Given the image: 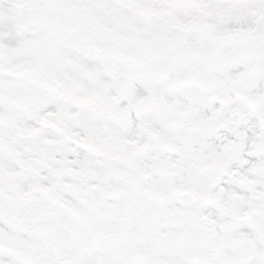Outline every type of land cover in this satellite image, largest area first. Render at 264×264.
<instances>
[{
	"label": "snow or ice",
	"instance_id": "6c2138e0",
	"mask_svg": "<svg viewBox=\"0 0 264 264\" xmlns=\"http://www.w3.org/2000/svg\"><path fill=\"white\" fill-rule=\"evenodd\" d=\"M0 264H264V0H0Z\"/></svg>",
	"mask_w": 264,
	"mask_h": 264
}]
</instances>
